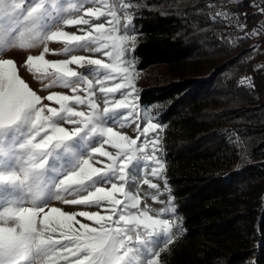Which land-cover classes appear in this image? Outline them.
Masks as SVG:
<instances>
[{
  "label": "trees",
  "instance_id": "trees-1",
  "mask_svg": "<svg viewBox=\"0 0 264 264\" xmlns=\"http://www.w3.org/2000/svg\"><path fill=\"white\" fill-rule=\"evenodd\" d=\"M178 235L158 264H264V0H124ZM254 85V88L252 87Z\"/></svg>",
  "mask_w": 264,
  "mask_h": 264
},
{
  "label": "snow or ice",
  "instance_id": "snow-or-ice-1",
  "mask_svg": "<svg viewBox=\"0 0 264 264\" xmlns=\"http://www.w3.org/2000/svg\"><path fill=\"white\" fill-rule=\"evenodd\" d=\"M83 3L84 0H81ZM128 7L127 4L124 5ZM38 12V6L33 7L28 15L33 16ZM105 13L98 9L89 8L86 15L99 16ZM115 17V13H109ZM68 25L84 24L88 25L89 20L80 17L77 20L68 19L64 21ZM109 23H112L110 20ZM131 24V20H129ZM111 33L113 29L105 30L104 24H98L93 32L103 36L104 32ZM27 35L31 43H42L45 40H54L57 38H66L65 42H71L78 48L88 47L89 43H95L99 37L94 36L92 32L85 35H68L65 32L52 31L51 34L33 33L29 28ZM107 39L112 41L115 47L118 43L117 38L109 35ZM134 41L135 37H127ZM23 46V45H22ZM107 44H102L94 51L107 49ZM49 50L44 48L43 53ZM67 51V49H66ZM38 56H28L26 65L30 71L39 72L42 76L53 78V82L62 85L64 88H71L73 95H62L52 93L46 97L48 101H54L59 108H47L41 105V96L33 91L28 84L17 74L15 62L11 59L0 60V128L11 126L28 116L31 124V135L23 145L28 152L38 151L41 153L39 161L43 167L39 172L31 174V182L27 189L31 193V207L8 206L0 209V226H5V230L16 237L12 245L0 246V264H13L9 253L21 244L35 245L36 259L42 264H99L96 246L113 237L118 238L120 250L119 264H131L134 259L133 253L140 245L148 243L157 235L165 237L162 243L167 248L173 242V227L168 219L153 218L147 214V211L133 213L128 209H136L139 199L125 191V184L129 182L130 169L133 165L136 153L143 149L137 145V140L129 139L128 136L114 131L108 124L123 126V121L130 119L135 112L137 101L132 76L127 67L123 69L124 75L118 80L113 79L114 73L111 72L112 65L101 59H90L84 56L73 55L71 59L49 62L44 54ZM112 52L104 51L105 57H110ZM87 64L93 66L96 71L89 70L88 73L80 74L72 70L71 64ZM90 75H95V84L99 86L102 93L105 94L104 108L101 112L93 99V80ZM122 81V82H121ZM112 86H106V84ZM81 85L84 87L82 88ZM45 87H49L46 85ZM254 88V85L252 86ZM81 91L84 95H80ZM120 94L119 99H109V95ZM87 105L91 110L89 112L77 111L72 106ZM109 104L113 107H109ZM45 109L49 115H45ZM122 110H127L122 111ZM24 120V119H23ZM67 121L74 125L71 130L58 126L59 121ZM156 124L148 123L143 128L145 135V146L152 144L153 155L145 157L148 161L155 164L152 168V175L159 176L164 171V163L157 158L159 137L148 141L147 133L150 129H155ZM44 131L43 137L36 142V137ZM49 132L51 134H49ZM84 134L86 138L96 139V144L90 148L88 154L81 158L75 167L64 172L63 178H58L54 184L55 198L63 200L69 205L97 206L107 203L109 206L105 211L106 215H100L99 212L82 211L79 213H65L57 207H52L45 212V203L41 201L42 189L45 181V170L51 153L59 149L77 137ZM104 145H110L117 151L115 155L105 150ZM104 157L107 162L103 167H94L92 157L95 155ZM6 177L0 182L15 184L19 182L15 172L0 175ZM119 179L121 183H111L114 178ZM132 177V176H131ZM20 183V182H19ZM111 183V190H106L105 185ZM144 183H149L147 180ZM165 186L168 181L164 180ZM157 188L156 184L150 185ZM79 196V199H67L61 193ZM86 193V194H84ZM123 197V199L118 198ZM173 197L169 198L171 205ZM175 211V209H172ZM76 215L93 221L95 227L87 223H80L76 220ZM9 221L15 224L14 228L6 227ZM79 227H75V225ZM143 228V232L140 229ZM59 235L60 239H54L53 235ZM135 233V236H133ZM159 252H153L152 257H158ZM148 264H157L156 258H151Z\"/></svg>",
  "mask_w": 264,
  "mask_h": 264
},
{
  "label": "rangeland",
  "instance_id": "rangeland-1",
  "mask_svg": "<svg viewBox=\"0 0 264 264\" xmlns=\"http://www.w3.org/2000/svg\"><path fill=\"white\" fill-rule=\"evenodd\" d=\"M124 0H0V60L11 59L15 62L17 74L23 79L28 86L41 96V105L47 108H59L54 101H48L46 97L52 93L62 95H73L71 88H64L62 85L54 83L53 78L42 76L39 72L30 71L26 65L28 56H38L43 53L45 47L48 48L47 53H43L45 59L49 62H56L61 60L71 59L73 55L84 56L90 59H101L104 62L112 65L111 72L114 73L113 79H119L124 75L123 69L128 68L129 74L132 76L136 94L144 88H150L157 82L162 73V69L154 67L145 71L136 72L133 68L134 61L130 56V50L133 46V41L125 39L127 37H134V33L130 27L128 16L125 12ZM38 6V12L29 16L28 13L33 7ZM89 8L98 9L100 12L105 13L102 16H88L86 15ZM114 12L115 17L109 13ZM80 17L89 20L88 25L72 24L68 25L64 21L68 19L77 20ZM112 23H109V21ZM98 24H104L105 30L113 29L111 33L105 31L103 36L99 33L93 32V29ZM31 29L33 33L51 34L52 31L65 32L70 35H85L92 32L94 36L99 39L95 43H89L88 47L78 48L71 42L66 43V38H57L54 40H45L42 43H31L27 35V29ZM111 35L117 38L118 43L115 47L112 46V41L107 39ZM102 44H107V49L101 51H94L95 48L100 47ZM23 45V46H22ZM67 49V51H66ZM104 51L112 52L110 57L104 56ZM69 67L80 74L88 73L89 70L96 71L93 66L75 63ZM89 79L93 80V99L98 105L99 110L102 112L104 108L105 94L95 84V75H90ZM122 82V81H121ZM49 85V87H45ZM112 86V84H106ZM83 88L84 86L81 85ZM84 95L81 91L78 93ZM111 99H119L120 94L116 93L115 96L109 95ZM77 111L89 112L91 111L87 105H72ZM109 107L113 105L109 104ZM127 111V110H122ZM45 115H49L45 109ZM123 126L108 124L112 126L114 131L122 135L128 136L129 139L137 140V145L142 148V151L136 153L133 161L135 165L131 167L129 182L125 184V191L139 199V204L136 209H128L127 211L138 213L147 211L149 216L153 218L168 219L170 224L175 225V215L172 211V206L169 204L168 188L165 186L162 173L159 176L152 175V168L155 164L145 159L153 155L152 144L149 142L145 146V135L143 128L148 123L156 124L153 121L150 110L140 107L137 103L135 112L131 115L130 119L122 122ZM155 129H150L147 133V140L151 141L159 137L158 148L156 156L161 159V136L163 127L156 124ZM58 126L71 130L74 125L65 121H59ZM49 134H51L49 132ZM31 135L30 121L21 120L14 125L5 126L0 128V175H7L10 173L19 174L23 167L26 165L27 151L23 145L26 143L28 137ZM44 131L42 130L39 137H36V142H39L43 137ZM96 139L86 138L84 134L77 137L75 140L62 146L59 149L53 150L48 160L45 170V181L42 189L41 201L45 203V212L50 208L57 207L65 213H79L82 211L99 212L100 215L108 214L105 209L109 206L107 203L97 206H83V205H69L65 204L63 200L55 198L54 184L58 178H63L64 172L76 166L78 161L85 157L90 148L99 146L96 144ZM105 150L111 152L113 155L116 149L110 145H104ZM87 158V157H85ZM107 159L100 157L98 154L92 157L94 167H103ZM147 180L149 183H144ZM111 183L120 184L118 177L114 178ZM111 183L99 185L105 187L106 190H111ZM156 184L157 188H152L150 185ZM86 194V193H84ZM67 199H79L80 197L75 193L67 194L61 193ZM31 193L28 191L26 185H21L19 182L15 184L0 182V209L8 206H18L23 203L25 207H31L30 203ZM123 199V197L118 196ZM76 220L80 223H87L95 227L93 221L87 220L85 217L76 215ZM79 227V225H75ZM143 232V228L140 229ZM173 240L178 235V231L173 227ZM135 236V233H133ZM54 239H60L58 233L53 235ZM165 237L157 235L152 238L148 243L140 245L134 251L131 264H148L152 257L153 252L165 251L163 242Z\"/></svg>",
  "mask_w": 264,
  "mask_h": 264
},
{
  "label": "clouds",
  "instance_id": "clouds-1",
  "mask_svg": "<svg viewBox=\"0 0 264 264\" xmlns=\"http://www.w3.org/2000/svg\"><path fill=\"white\" fill-rule=\"evenodd\" d=\"M29 119L28 116L23 118ZM41 153L38 151H31L27 153L26 165L22 168L19 174L15 173L18 177L21 185H27L31 182V174L33 172H39L43 163H37ZM6 177L0 176V180ZM6 227L14 228L15 224L9 221ZM16 241V237L5 230V226H0V246L12 245ZM120 250V243L118 238L113 237L104 241L101 245L96 246L95 251L97 254V260L99 264H119L120 257L118 256ZM13 264H42V262L36 259V247L30 244H21L12 252L9 253Z\"/></svg>",
  "mask_w": 264,
  "mask_h": 264
},
{
  "label": "built area",
  "instance_id": "built-area-1",
  "mask_svg": "<svg viewBox=\"0 0 264 264\" xmlns=\"http://www.w3.org/2000/svg\"><path fill=\"white\" fill-rule=\"evenodd\" d=\"M261 68H262V70H264V59H262V62H261Z\"/></svg>",
  "mask_w": 264,
  "mask_h": 264
}]
</instances>
